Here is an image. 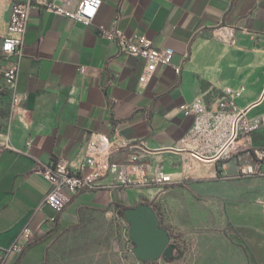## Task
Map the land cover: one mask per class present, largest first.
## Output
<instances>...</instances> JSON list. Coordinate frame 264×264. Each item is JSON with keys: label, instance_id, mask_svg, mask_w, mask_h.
<instances>
[{"label": "crops", "instance_id": "0c3cea01", "mask_svg": "<svg viewBox=\"0 0 264 264\" xmlns=\"http://www.w3.org/2000/svg\"><path fill=\"white\" fill-rule=\"evenodd\" d=\"M10 12L0 0V49ZM113 26L173 48L172 63L143 82L145 61L103 37ZM7 65L0 55L1 79ZM18 91L27 111L0 130L9 145L0 149V262L48 264L56 239L90 210L144 202L187 248L172 264H264V175L237 176L252 161L247 147H264V0H103L89 26L33 9ZM197 98L204 113L186 115ZM242 116L260 127L231 140ZM95 134L144 145L149 175L162 170L171 182L123 187L110 175L60 211L42 206L50 184L36 162L66 158L76 168ZM27 225L35 238L14 260L10 247Z\"/></svg>", "mask_w": 264, "mask_h": 264}, {"label": "built area", "instance_id": "2783aa9c", "mask_svg": "<svg viewBox=\"0 0 264 264\" xmlns=\"http://www.w3.org/2000/svg\"><path fill=\"white\" fill-rule=\"evenodd\" d=\"M11 12L7 27V33L3 37L0 49L2 58L9 61L1 72L2 79L11 90L18 109L26 112L22 105V96L18 91L19 73L24 55L25 38L28 32L29 20L33 9L54 12L83 23L91 25L95 19L103 0H9ZM103 37L115 41L120 51L130 56L145 61V67L141 74V80L148 82L153 77L160 65L172 63L174 49L171 47H157L145 36H130L117 26L103 29ZM180 72V67H177ZM244 88L242 87L241 90ZM229 94H240L227 89ZM205 110L202 99L197 98L186 104L183 111L186 115L203 114ZM260 127V122H248L243 119L235 120L231 127V140L243 135L249 140L253 130ZM29 143V142H28ZM8 144L0 145V149L8 147ZM139 148L145 150L144 145L130 143L124 139H116L103 134H95L86 146V154L76 168H73L66 158L43 163L37 161L34 170L40 172L48 180L50 186L46 193L42 206L46 205L60 211L73 195L84 191L94 190L101 179L113 175L115 182L123 187H149L171 182V175L162 170L148 173L147 162L142 159ZM128 149L127 159L118 162L112 159L114 153ZM247 151L252 161H244L239 166L238 177L264 175L261 164L264 162V147L248 146ZM229 178V176H225ZM55 217H49L44 223H50ZM34 230L30 225L25 226L10 247L16 260L25 248L34 240ZM0 264H9L1 261Z\"/></svg>", "mask_w": 264, "mask_h": 264}, {"label": "rangeland", "instance_id": "374dc122", "mask_svg": "<svg viewBox=\"0 0 264 264\" xmlns=\"http://www.w3.org/2000/svg\"><path fill=\"white\" fill-rule=\"evenodd\" d=\"M17 110L11 90L0 78V130ZM123 211L119 208L90 210L77 228L56 239L49 252L48 264H172L174 261L164 257L152 263L137 258ZM173 242L179 244V248L172 257L182 256L186 246L177 240Z\"/></svg>", "mask_w": 264, "mask_h": 264}, {"label": "water", "instance_id": "95a60500", "mask_svg": "<svg viewBox=\"0 0 264 264\" xmlns=\"http://www.w3.org/2000/svg\"><path fill=\"white\" fill-rule=\"evenodd\" d=\"M123 214L138 259L148 262L174 255L178 245L172 241L169 230L161 225L160 215L153 206L144 202L126 206Z\"/></svg>", "mask_w": 264, "mask_h": 264}, {"label": "trees", "instance_id": "16d2710c", "mask_svg": "<svg viewBox=\"0 0 264 264\" xmlns=\"http://www.w3.org/2000/svg\"><path fill=\"white\" fill-rule=\"evenodd\" d=\"M125 208V206H120V208L119 209H124ZM171 258H173V257H170V258H165V259H167V260H169V259H171ZM153 261H148V263H152Z\"/></svg>", "mask_w": 264, "mask_h": 264}]
</instances>
